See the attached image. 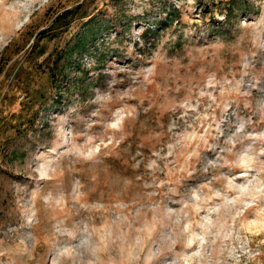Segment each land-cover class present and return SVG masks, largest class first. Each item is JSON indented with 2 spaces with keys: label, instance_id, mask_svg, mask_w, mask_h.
Listing matches in <instances>:
<instances>
[{
  "label": "rangeland",
  "instance_id": "1",
  "mask_svg": "<svg viewBox=\"0 0 264 264\" xmlns=\"http://www.w3.org/2000/svg\"><path fill=\"white\" fill-rule=\"evenodd\" d=\"M262 42L264 0H0V264H264Z\"/></svg>",
  "mask_w": 264,
  "mask_h": 264
},
{
  "label": "clouds",
  "instance_id": "2",
  "mask_svg": "<svg viewBox=\"0 0 264 264\" xmlns=\"http://www.w3.org/2000/svg\"><path fill=\"white\" fill-rule=\"evenodd\" d=\"M253 45L254 46H257V41L255 39L253 40ZM258 47L260 48L261 51H264V42L260 43L258 45ZM255 55L256 54L254 53L253 56L255 57ZM253 87H256V85L254 84ZM124 120H125L124 115L118 113L116 115L115 120L112 123L109 124V128L112 129L114 132H120L121 129L123 128ZM20 243L23 244L24 241H20ZM59 255L60 256H64L65 255V252H61ZM54 264H55V262H54Z\"/></svg>",
  "mask_w": 264,
  "mask_h": 264
}]
</instances>
